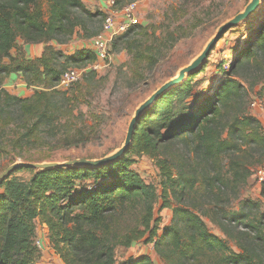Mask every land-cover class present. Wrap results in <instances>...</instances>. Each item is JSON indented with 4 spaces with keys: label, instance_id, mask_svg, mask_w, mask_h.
<instances>
[{
    "label": "trees",
    "instance_id": "trees-1",
    "mask_svg": "<svg viewBox=\"0 0 264 264\" xmlns=\"http://www.w3.org/2000/svg\"><path fill=\"white\" fill-rule=\"evenodd\" d=\"M99 15L104 20V12L90 10L83 0H0V158L8 147L6 138L8 145L24 150L57 137L63 107H75L70 89L56 88L62 72L97 59L91 47L66 54L61 45L88 31ZM192 24L168 26L160 34L134 25L115 38L111 52L127 51L133 76L142 79L199 25ZM98 32L88 34L92 38ZM41 43L44 51L29 57L27 46ZM249 43L248 49L232 52L235 63L199 101L188 99L203 68L161 95L139 120L131 148L118 160L98 167L33 170L28 180L14 174L3 180L0 264L40 261L37 221L46 226L50 245L64 264H116L118 249L138 242L152 244L164 264H264V207L259 200L241 198L251 166L262 162L250 158H264V122L250 113L246 84L251 83L242 78L264 72V26ZM12 74L22 75L32 94L19 96L7 89ZM256 96L264 99V84ZM81 134L78 130L60 140L73 144ZM176 143L183 145L182 155L162 152ZM144 154L159 169L160 193L133 168ZM159 198L162 208L171 210L163 226L155 217ZM123 264L155 261L143 254Z\"/></svg>",
    "mask_w": 264,
    "mask_h": 264
},
{
    "label": "rangeland",
    "instance_id": "rangeland-1",
    "mask_svg": "<svg viewBox=\"0 0 264 264\" xmlns=\"http://www.w3.org/2000/svg\"><path fill=\"white\" fill-rule=\"evenodd\" d=\"M119 4H125L132 0H118ZM250 0H141L137 12L140 20L139 24L156 30L157 34L166 30L168 26L176 29L177 25L183 23L185 26L193 25L192 22H198V26L193 29L186 37L181 38L173 48L157 63L153 71L146 72L144 77H134L132 74L133 62L127 51H112V60L107 65L95 70L93 74H88L87 79H81V83L70 87L69 96L74 98L75 107L67 111L65 106L62 112V123L57 126V137L48 136L39 140L35 148H13L8 145L7 138L4 144L7 149L3 151L0 158V173L15 161L30 162H61L75 159H102L115 150L120 148L125 141L129 123L134 116L138 106L144 102L153 92H155L167 80L174 77L177 72L188 65L197 57L208 42L217 34L218 29L241 12ZM87 6V5H86ZM105 6V5H104ZM88 7V6H87ZM96 12H104L106 8L100 9L98 5L95 8H89ZM194 14H200L199 19H192ZM191 19L192 21H189ZM103 20L101 15L96 16L94 24L89 25L88 31L77 33L67 40L61 48L66 54H72L80 44L91 45V36L88 33L94 30H101ZM264 26V0L261 1L259 8L248 18L229 28L219 39L217 44L209 53L203 63V71L195 77V88L193 95L188 99L189 102L199 101L208 94V90L219 83L223 77L224 71L228 72L233 64L231 57L234 51L237 54L239 48H249L250 41L257 36ZM138 32V30H136ZM85 35V36H84ZM119 36V35H118ZM116 36L115 38H117ZM114 38V40H115ZM53 46L58 47L56 41ZM46 44H36L27 46V55L29 57L41 54ZM232 61V62H231ZM244 58L242 63H247ZM235 63V62H234ZM73 67V66H72ZM198 69V70H200ZM197 70V71H198ZM90 70H87L89 72ZM15 79H9L6 87L12 93L19 96L32 94L33 89L26 85L22 75L14 74ZM17 76V77H16ZM242 78L249 81L250 95L253 97L259 95L264 84V72L253 75H243ZM23 82V83H21ZM211 94V92L209 93ZM249 111L257 115L264 122V114L253 110L250 105ZM70 131L67 132V131ZM80 130L82 134L73 139V144L60 140L62 136L74 134ZM78 141L77 144H75ZM171 152L174 154H183V145H167L162 148V152ZM261 163H254L251 166L252 175L247 183L241 188V198L255 199L261 201L264 207L263 183L256 176L259 168H264V158L256 155L250 158L253 163L257 160ZM133 168L137 170L142 177L149 183H153L159 193L161 192V178L155 161L148 155L136 157ZM35 168H24L21 171H14L11 174L28 180ZM162 199L159 198L155 205V217L161 218L163 223L170 221V209L162 208ZM238 205V200L236 201ZM209 227L219 234L214 225L207 220ZM38 236L37 240L42 244L39 264H64L58 254L47 242L48 230L45 225L37 221ZM49 239V238H48ZM145 244H133L134 254L151 252L153 248L144 247ZM145 245V246H146ZM144 247V248H143ZM118 260L120 257L127 256L126 248H119L117 252ZM141 255V254H140ZM37 263V264H38Z\"/></svg>",
    "mask_w": 264,
    "mask_h": 264
},
{
    "label": "water",
    "instance_id": "water-1",
    "mask_svg": "<svg viewBox=\"0 0 264 264\" xmlns=\"http://www.w3.org/2000/svg\"><path fill=\"white\" fill-rule=\"evenodd\" d=\"M262 0H250L249 3L245 6V8L235 15L232 19L222 25L217 34L208 42L203 51L195 57L188 65L181 68L177 74L171 79L167 80L163 85H161L155 92H153L144 102H142L138 108L136 109L134 116L132 117L127 135L124 141V144L115 150L110 155L98 159V160H90V159H75L71 161H66L64 163L61 162H30V161H15L10 166H8L3 172L0 173V183L5 180L7 177L11 175L12 172L16 171L22 167L35 168L38 170H47L55 167H68V166H77V167H98L111 162H114L124 156L132 146L134 139V132L138 125L139 120L143 116V114L151 107L153 104L167 92L169 89L178 86L185 82L187 77L192 73L196 72L200 67H202L206 58L208 57L211 50L217 44L222 35L234 25L240 23L244 19L248 18L253 12H255Z\"/></svg>",
    "mask_w": 264,
    "mask_h": 264
},
{
    "label": "built area",
    "instance_id": "built-area-1",
    "mask_svg": "<svg viewBox=\"0 0 264 264\" xmlns=\"http://www.w3.org/2000/svg\"><path fill=\"white\" fill-rule=\"evenodd\" d=\"M141 0H132L119 4L118 0H105L106 11L101 30L91 39V49L96 53L97 59L85 67H69L64 70L57 82L56 88L66 90L81 81L87 70H97L107 66L112 60L111 44L114 38L125 33L132 26L140 23L137 12ZM250 107L264 114V99L259 96L252 97ZM259 181L264 182V168L256 171ZM37 245L42 244L37 240Z\"/></svg>",
    "mask_w": 264,
    "mask_h": 264
},
{
    "label": "crops",
    "instance_id": "crops-1",
    "mask_svg": "<svg viewBox=\"0 0 264 264\" xmlns=\"http://www.w3.org/2000/svg\"><path fill=\"white\" fill-rule=\"evenodd\" d=\"M84 2H85V4L88 6V8H95L96 7V5H98L99 7H100V9L102 10V9H104V8H106V5H105V0H83ZM105 5V6H104ZM78 47H91V45L89 46V45H87V46H85V44L82 46V44H80ZM38 55H40V54H37V56ZM12 77H15L14 76V74H12L8 79H7V82H10V81H12L13 79H15V78H12ZM17 77V76H16ZM9 79H12V80H10V81H8ZM21 83H23V82H21ZM171 214V213H170ZM171 217V215L169 216V218ZM164 225L166 224V223H163ZM47 242L48 243H50L49 242V239L47 238ZM139 243H142V244H145L144 242H138V243H136V245H139ZM146 245V244H145ZM144 245V247H147L148 245H149V247H151V248H153V245L152 244H148V245H146L145 246ZM143 247V248H144ZM126 251H127V256H123V257H120L119 259L120 260H122L123 262L124 261H126V260H128V259H130V258H132V259H136V258H138L139 256H141V255H143V254H150V256L152 257V259L155 261V264H164L162 261H161V259L160 258H158L157 256H156V254L154 253V251H151V252H149V253H147V252H144V253H138V254H134L135 256H131V255H133V254H131V251H135V249H134V246L132 245L130 248H126ZM141 254V255H140ZM123 262L121 263L119 260H117V263L116 264H123ZM64 263V262H63ZM39 264V263H38ZM42 264V263H41Z\"/></svg>",
    "mask_w": 264,
    "mask_h": 264
}]
</instances>
